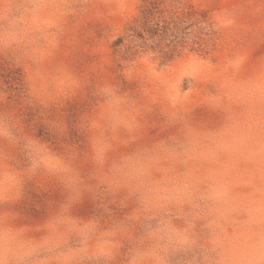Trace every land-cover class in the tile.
Listing matches in <instances>:
<instances>
[{
  "label": "rangeland",
  "instance_id": "rangeland-1",
  "mask_svg": "<svg viewBox=\"0 0 264 264\" xmlns=\"http://www.w3.org/2000/svg\"><path fill=\"white\" fill-rule=\"evenodd\" d=\"M0 129V264H264V0H0Z\"/></svg>",
  "mask_w": 264,
  "mask_h": 264
},
{
  "label": "clouds",
  "instance_id": "clouds-1",
  "mask_svg": "<svg viewBox=\"0 0 264 264\" xmlns=\"http://www.w3.org/2000/svg\"><path fill=\"white\" fill-rule=\"evenodd\" d=\"M239 61L237 62V67L239 66ZM102 95L106 97H111L113 95L110 89H103ZM108 121L109 123L119 122L118 115L112 111V103L109 101L108 104ZM0 136L10 137L9 131L0 129ZM164 151L169 149L164 148L163 145L159 146ZM26 155L30 158L33 168H38L41 165L45 164L48 157V150L40 144H37L32 140H25L23 145ZM111 150V146L104 140L98 139L94 143V152H93V162L100 168L108 162V152ZM157 156L154 152H137L120 158L111 162L110 173L111 181L116 183L117 186L128 187L134 192L141 193V199L144 201L159 200L160 197L155 195V191L141 180V177L146 175L152 164L156 161ZM147 189V190H145ZM179 194L180 190H176ZM80 195L79 190L75 186V182L69 185V200L73 197H78ZM67 223L60 216H54L49 221V227L55 230L59 225ZM150 237L153 239H158L161 241H167L171 243L175 239H179L178 234L174 229L171 228L169 222L161 221L160 227L155 231L149 233ZM132 264H139V261L133 260Z\"/></svg>",
  "mask_w": 264,
  "mask_h": 264
}]
</instances>
